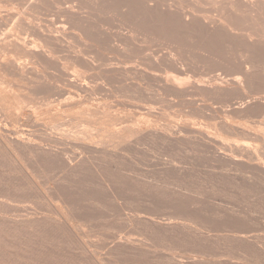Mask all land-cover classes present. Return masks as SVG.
I'll list each match as a JSON object with an SVG mask.
<instances>
[{
    "label": "rangeland",
    "instance_id": "obj_1",
    "mask_svg": "<svg viewBox=\"0 0 264 264\" xmlns=\"http://www.w3.org/2000/svg\"><path fill=\"white\" fill-rule=\"evenodd\" d=\"M40 1H0V32L7 36L0 33V264H264V158H258L264 157V1L254 11L259 16L247 11V0H50L53 6ZM21 37L29 44L25 49L17 44ZM46 38L58 47L44 44ZM140 47L146 48L142 56ZM250 113L256 118L245 117ZM244 128L255 137L247 140Z\"/></svg>",
    "mask_w": 264,
    "mask_h": 264
},
{
    "label": "bare ground",
    "instance_id": "obj_2",
    "mask_svg": "<svg viewBox=\"0 0 264 264\" xmlns=\"http://www.w3.org/2000/svg\"><path fill=\"white\" fill-rule=\"evenodd\" d=\"M0 1H1V0H0ZM7 1H9V0H7ZM16 1H17V0H16ZM23 1H24V0H22V2H23ZM38 1H39V0H38ZM43 1H44V0H42V1H40V2L44 3ZM57 1H58V0H57ZM64 1H65V0H64ZM74 1H75V0H74ZM74 1H73V2H74ZM86 1H87V0H86ZM95 1H96V0H95ZM111 1H112V0H111ZM114 1H115V0H114ZM126 1H127V0H126ZM148 1H150V0H148ZM163 1H164V0H163ZM197 1H198V0H196V2H197ZM203 1H204V0H203ZM234 1H235V0H234ZM243 1H245V0H243ZM263 1H264V0H263ZM10 2H11V0H10ZM19 2H20V1H19ZM40 2L38 3V5L40 4ZM46 2H48V1H46ZM49 2H51V1L49 0ZM49 2H48V3H49ZM58 2L60 3V1H58ZM75 2H76V1H75ZM122 2H123V1H122ZM133 2H135V0H133ZM151 2H152V1H151ZM183 2H185V1H183ZM186 2H187V1H186ZM227 2H228V0H227ZM1 3H2V2H1ZM51 3H52V2H51ZM51 3H50V6H51V5L53 6V3H52V4H51ZM99 3H101V2L99 1ZM135 3H136V2H135ZM198 3H199V2H198ZM260 3H261L260 0H247V1L245 2V5H246V9H247V11L249 10L250 12L253 11L252 13H256V12H254V11H256L258 8H260ZM2 4L4 5V4H7V3H2ZM9 4H10V3H9ZM9 4H8V5H9ZM12 4H13V1H12ZM16 4H18V3H16ZM32 4H33V3H32ZM46 4H47V3H45L44 5H46ZM66 4H67V3H66ZM66 4H65V5H66ZM83 4H84V3H83ZM93 4H94V3H93ZM121 4H123V3H121ZM124 4H126V3H124ZM124 4H123V5H124ZM139 4L142 5V3H139ZM145 4H146V3H145ZM168 4H170V3H168ZM204 4H205V3L203 2V5H204ZM212 4H213V3H212ZM0 5H1V4H0ZM13 5H14V4H13ZM13 5H11V6H13ZM27 5H28V4H27ZM44 5H42V6H44ZM70 5H73V4H68L67 6H69V8H70ZM74 5H75V4H74ZM225 5H226V4H225ZM227 5H228V4H227ZM1 6H2V5H1ZM40 6H41V5H40ZM40 6H39V7H40ZM131 6H132V5H131ZM135 6H136V5H135ZM163 6H164V4H163ZM165 6H166V4H165ZM204 6L206 7V5H204ZM235 6H236V5H235ZM238 6H239V5H238ZM23 7H24V5H23ZM32 7H33V6H32ZM44 7H45V6H44ZM47 7H49V5H48ZM71 7H72V6H71ZM73 7H74V6H73ZM81 7H82V6H81ZM86 7H87V6H86ZM123 7L125 8V6H123ZM123 7L121 6V9H122ZM132 7H133V6H132ZM132 7H131V8H132ZM222 7H223V6H222ZM222 7H221V8H222ZM232 7H233V6H232ZM9 8H10V7H9ZM11 8H14V7H11ZM29 8H30V7H29ZM42 8H43V7H42ZM42 8H41V9H42ZM52 8H54V7H52ZM100 8H101V6H100ZM131 8H130V9H131ZM175 8H176V7H175ZM179 8H180V7H179ZM207 8H208V5H207ZM224 8H225V7H224ZM242 8H244V7H242ZM16 9H17V8H16ZM32 9H33V8H32ZM43 9H44V8H43ZM61 9H62V7L60 8V10H61ZM132 9H133V8H132ZM132 9H131V10H132ZM135 9H136V7H135ZM171 9H172V8H171ZM183 9H184V8H183ZM213 9H214V8H213ZM216 9H217V8H216ZM240 9H241V7H240ZM0 10H1V9H0ZM46 10H47V9H46ZM48 10H49V9H48ZM55 10H56V9H55ZM92 10H93V9H92ZM94 10H95V9H94ZM104 10H105V9H104ZM107 10H108V9H107ZM124 10H125V9H124ZM136 10H137V9H136ZM168 10L170 11V9H168ZM174 10H175V9H174ZM178 10H179V9H178ZM7 11H8V10H7ZM7 11H6V12H7ZM14 11H15V10H14ZM36 11L40 12V8H39V10H36ZM44 11H45V10H44ZM61 11H62V10H61ZM183 11H184V10H183ZM213 11H214V10H213ZM216 11H217V10H216ZM219 11H220V10H219ZM222 11H223V10H222ZM236 11H237V10H236ZM259 11H260V9H259ZM2 12H3V11H2ZM2 12H1V13H2ZM9 12H10V11H9ZM34 12H35V10H34ZM72 12H73V11H72ZM72 12H71V13H72ZM91 12H92V11H91ZM114 12H115V11H114ZM123 12H124V11H123ZM136 12H137V11H136ZM170 12H171V11H170ZM224 12H225V11H224ZM239 12H240V10H239ZM261 12H262V11H261ZM1 13H0V14H1ZM40 13H41V12H40ZM45 13H46V12H45ZM94 13H95V12H94ZM133 13H134V11H133ZM144 13H145V12H144ZM191 13H192V12H191ZM191 13L186 12V14H191ZM236 13H238V12H236ZM16 14H17V13H16ZM31 14H32V13H31ZM60 14H62V13H60ZM64 14H65V12H64ZM110 14H111V13H110ZM112 14H114V13H112ZM121 14H122V13H121ZM145 14H146V13H145ZM145 14H143V15H145ZM182 14H183V13H182ZM182 14L180 13L179 15H182ZM227 14H228V13H227ZM227 14H226V16H227ZM242 14H243V13H242ZM256 14H258V12H257ZM261 14H262V13H261ZM2 15H3V14H2ZM7 15H9V14L7 13ZM7 15H6V16H7ZM26 15H27V14H26ZM34 15H35V14H34ZM42 15H43V13H42ZM58 15H59V13H58ZM106 15H107V14H106ZM115 15H117V14L115 13ZM133 15H135V14H133ZM137 15H138V14H137ZM191 15H192V14H191ZM206 15H207V14H206ZM259 15H260V14H258V16H259ZM0 16H1V15H0ZM11 16H12V15H11ZM16 16H18V15H16ZM46 16H48V14H47ZM61 16H62V15H61ZM61 16H59V17H61ZM71 16H73V15H71ZM103 16H104V15H103ZM118 16H119V14H118ZM129 16H131V15H129ZM135 16H136V15H135ZM135 16H134V17H135ZM169 16H171V15H169ZM199 16H200V15H199ZM208 16H209V15H208ZM212 16H213V15H212ZM219 16H221V15H219ZM226 16H225V17H226ZM241 16H242V15H241ZM2 17H3V16H2ZM19 17H20V16H18V18H19ZM30 17H31V16H30ZM74 17H75V16H74ZM121 17H122V16H121ZM136 17H137V16H136ZM152 17H154V16H152ZM161 17H162V16H161ZM166 17H167V16H166ZM229 17H231V16H229ZM256 17H257V16H256ZM260 17H261V16H260ZM3 18H4V17H3ZM35 18H36V17H35ZM57 18H58V17H57ZM63 18H64V16H63ZM85 18H86V17H85ZM95 18H96V17H95ZM98 18H99V16H98ZM98 18H97V19H98ZM101 18H102V17H101ZM116 18H117V17H116ZM125 18H126V16H125ZM127 18L131 21V18H130V17H127ZM137 18H138V17H137ZM146 18H147V17H146ZM148 18H149V17H148ZM192 18H194V17H192ZM206 18H207V17H206ZM212 18H213V17H212ZM240 18H241V17H240ZM7 19H9V17H8ZM106 19H107V18H106ZM118 19H119V18H118ZM167 19H168V18H167ZM182 19H183V18H181V20H182ZM261 19H262V17H261ZM9 20H11V19H9ZM36 20H37V19H36ZM61 20H62V19H61ZM66 20H67V18H66ZM98 20H99V19H98ZM126 20H127V19H125V21H126ZM133 20H134V19H133ZM133 20H132V22H133ZM140 20H142V19H140ZM155 20H156V19H155ZM168 20H169V19H168ZM177 20H178V19H177ZM177 20H176V21H177ZM181 20L179 19V21H181ZM194 20H195V19H193V21H194ZM245 20H246V19H245ZM245 20H244V22H245ZM3 21L5 22V19H3ZM13 21H14V20H13ZM17 21H18V20H17ZM19 21H21V19H19ZM74 21H75V20H74ZM99 21H100V20H99ZM101 21H102V20H101ZM101 21H100V22H101ZM106 21H107V20H106ZM122 21H123V20H122ZM165 21H166V20H165ZM186 21H187V19H186ZM188 21H189V20H188ZM188 21H187V22H188ZM193 21H192V23H193ZM201 21H202V20H201ZM221 21H222V20H221ZM242 21H243V20H242ZM247 21H248V20H247ZM258 21H259V20H258ZM35 22H37V21H35ZM64 22H65V21H64ZM64 22H63V23H64ZM87 22H88V21H87ZM109 22H110V21H109ZM126 22L128 23V21H126ZM135 22L137 23L138 21H135V20H134L133 23H135ZM167 22H168V21H167ZM206 22H207V21H206ZM240 22H241V21H240ZM253 22H254V21H253ZM262 22H263V20H262ZM8 23H9V21H8ZM38 23H39V22H38ZM57 23H58V22H57ZM61 23H62V22H61ZM111 23H112V22H111ZM119 23H120V22H119ZM133 23H132V24H133ZM143 23H144V22H143ZM146 23H147V22H146ZM214 23H216V21H215ZM223 23H225V22H223ZM35 24H37V23H35ZM47 24H48V22H47ZM50 24H51V23H50ZM64 24H65V23H64ZM64 24H63V25H64ZM79 24H80V23H79ZM84 24H85L88 28H90V25H89V24H88L89 26H88L86 23H84ZM102 24H103V22H102ZM108 24H109V23H108ZM108 24H106V25H108ZM114 24H115V23H114ZM116 24H117V23H116ZM130 24H131V23H130ZM137 24H138V23H137ZM162 24H163V23H162ZM168 24H169V23H168ZM170 24H171V23H170ZM199 24H200V23H199ZM221 24H222V22H221ZM244 24H245V23H244ZM14 25H15V22H14ZM37 25H38V24H37ZM53 25H54V24H53ZM53 25H51V26H53ZM60 25H62V24H60ZM65 25H66V24H65ZM65 25H64V27H65ZM82 25H83V24H82ZM125 25H126V24H125ZM147 25H148V24H147ZM172 25H173V24H172ZM177 25H179V23H178ZM196 25H197V24H196ZM211 25H212V24H211ZM219 25H220V23H219ZM224 25H226V24H224ZM250 25H251V24H250ZM49 26H50V25H49ZM91 26H92V25H91ZM133 26H134V25H133ZM150 26H151V25H150ZM169 26H170V25H169ZM173 26H174V28L176 27V25H173ZM173 26H172V27H173ZM180 26H181V24H180ZM180 26H178V27H180ZM190 26H193V25H190ZM228 26H229V25H228ZM1 27H3V25H2ZM46 27H47V26H46ZM60 27L63 29L62 26H60ZM67 27H68V26H67ZM77 27H78V25H77ZM87 27H86V28H87ZM92 27H93V26H92ZM92 27H91V28H92ZM103 27H104V25H103ZM105 27H106V26H105ZM113 27H114V26H113ZM125 27L127 28V26H125ZM135 27H139V26L136 25ZM182 27H183V25H182ZM182 27H181V28H182ZM184 27H185V26H184ZM254 27H255V26H254ZM39 28H40V27H39ZM73 28H74V26H73ZM81 28H83V27H80V28H77V29L79 30V29H81ZM88 28H87V30H89ZM91 28H90V30H91ZM143 28H144V27H143ZM145 28H146V27H145ZM174 28H173V29H174ZM191 28H192V27H191ZM215 28L217 29V27H215ZM222 28H223V26H222ZM222 28H221V30H222ZM232 28H233V27H232ZM237 28H238V27H237ZM30 29H31V27H29V30H30ZM70 29H71V28H70ZM77 29H76V30H77ZM84 29H85V28H83V31H85ZM100 29H101V30H104V29H102V27H101ZM100 29H99V31H101ZM120 29H121V28H120ZM130 29H131V28H130ZM133 29H134V28H133ZM137 29H138V28H137ZM171 29H172V28H171ZM173 29H172V30H173ZM176 29H177V28H176ZM182 29H183V28H182ZM184 29H186V27H185ZM184 29H183V30H184ZM0 30H2V29H0ZM40 30H41V28H40ZM78 30H77V31H78ZM90 30H89V31H90ZM105 30H106V29H105ZM107 30H108V29H107ZM111 30H112V29H111ZM111 30H110V32H111ZM114 30H115V29H114ZM118 30H119V29H118ZM121 30H122V29H121ZM134 30H135V29H134ZM143 30H144V29H143ZM187 30H188V29H187ZM223 30H224V29H223ZM229 30H230V29H229ZM234 30H235V29H234ZM33 31H34V30H33ZM36 31H38V30H36ZM50 31H51V30H50ZM57 31H58V30H57ZM81 31H82V30H81ZM81 31H80V35L82 34ZM83 31H82V32H83ZM91 31H93V30H91ZM99 31H98V33H99ZM152 31H153V30H152ZM163 31H164V28H163ZM165 31H166V30H165ZM165 31H164V33H165ZM207 31H208V30H207ZM209 31H210V30H209ZM230 31H232V30H230ZM31 32H32V31H31ZM34 32H35V31H34ZM53 32H55V31H53ZM58 32H59V31H58ZM106 32H107V31H105L104 33H106ZM114 32H116V31H114ZM128 32H129V30H128ZM139 32H140V30H139ZM160 32H161V31H160ZM160 32L158 31V33H160ZM177 32H178V31H177ZM182 32H183V31H182ZM182 32H181V33H182ZM191 32H192V31H191ZM221 32H222V31H221ZM223 32H224V31H223ZM223 32H222V34H223ZM225 32H226V29H225ZM242 32H243V31H242ZM0 33H1V32H0ZM32 33H33V32H32ZM37 33H38V32H37ZM42 33H43V32H41V34H42ZM78 33H79V32H78ZM86 33L88 34L87 31H86ZM89 33H90V32H89ZM101 33H102V31H101ZM101 33H100V34H97V35H99V36L102 35V34L104 35V33H102V34H101ZM130 33H131V32H130ZM133 33H134V32H133ZM137 33H138V32H137ZM137 33H135V34H137ZM143 33H144V32H143ZM162 33H163V32H162ZM167 33H168V32H167ZM189 33H190V32H189ZM195 33H196V32H195ZM211 33H212V31H211ZM219 33H220V32H219ZM226 33H228V32H226ZM2 34H3V33H1V35H2ZM6 34H7V32H6ZM22 34H23V33H22ZM51 34H52V33H51ZM56 34H57V32L55 33V35H56ZM84 34H85V33H84ZM87 34H86V35H87ZM131 34H132V33H131ZM135 34H134V35H135ZM175 34H176V33H175ZM179 34H180V33H178V37H179ZM191 34H192V33H191ZM191 34H188L187 37H189V35H191ZM193 34H194V31H193ZM3 35H4V34H3ZM86 35H85V36H86ZM89 35H91V33H90ZM89 35H88V36H89ZM118 35H120V33L117 34L116 37H119ZM124 35H126V34H124ZM184 35H185V34H183V36H184ZM194 35H195V34H194ZM196 35H197V34H196ZM196 35H195V36H196ZM199 35H200V34H199ZM228 35H229V34H228ZM4 36H5V35H4ZM32 36H33V35H32ZM83 36H84V35H83ZM88 36H87V37H88ZM91 36H92V35H91ZM105 36H106V35H105ZM112 36H114V35H112ZM138 36H139V33H138ZM140 36L143 37L144 35L142 36V35H141V32H140ZM140 36H139V37H140ZM160 36H161V35H160ZM175 36H176V35H175ZM241 36H242V35H241ZM9 37H11V36L9 35ZM13 37H14V36H13ZM17 37H19V36H17ZM41 37H42L41 39H44V36H41ZM45 37H47V36H45ZM123 37H124V36H123ZM128 37H129V35H128L126 38H124V39H125V40H129ZM136 37H137V36H136ZM144 37L146 38V36H144ZM155 37H156V36H155ZM158 37H159V36H158ZM166 37H167V36H166ZM173 37H174V36H173ZM185 37H186V36H185ZM190 37H191V36H190ZM193 37H194V36H193ZM193 37H192V38H193ZM210 37H211V36H210ZM247 37H248V36H247ZM2 38H5V40H7V39H6L7 36L2 37ZM19 38H20V37H19ZM21 38H22V37H21ZM47 38H48V37H47ZM47 38H46V41H47ZM85 38H86V37H85ZM89 38H90V36H89ZM102 38H103V37H102ZM109 38H110V37H109ZM127 38H128V39H127ZM137 38H138V37H137ZM145 38H144V39H143V38H142V39H138V41L141 40V42H142V40H145V42H146V41H147V40H146L147 38H146V39H145ZM149 38H150V37H149ZM151 38H152V37H151ZM169 38H171V37H169ZM197 38H198V37H197ZM199 38H200V36H199ZM199 38H198V39H199ZM215 38H216V37H215ZM215 38H214V39H215ZM219 38H220V37H219ZM219 38H218V39H219ZM222 38H223V37H222ZM234 38H235V37H234ZM251 38H252V37H251ZM251 38H250V40H252ZM14 39H16V38H14ZM22 39H23V38H22ZM111 39H112V38H111ZM159 39H160V38H159ZM182 39H183V38H182ZM194 39H196V38H194ZM209 39H210V38H209ZM211 39H212V38H211ZM214 39H212V40L214 41ZM236 39H237V38H236ZM248 39H249V37H248ZM20 40H21V39H20ZM88 40H89V39H88ZM88 40H87V41H88ZM97 40H98V39H97ZM102 40H103V39H102ZM125 40L123 41L124 43H126ZM150 40H151V39H150ZM157 40H158V39H157ZM166 40H169V39L166 38ZM183 40H184V39H183ZM185 40H187V39H185ZM188 40H189V39H188ZM200 40H201V39H200ZM215 40H216V39H215ZM31 41H33V40H31ZM35 41H39V40H35ZM46 41H45V42H46ZM69 41H70V40H69ZM78 41H79V40H78ZM117 41H118V40H117ZM134 41H135V40H134ZM159 41H160V40H159ZM161 41H163V40H161ZM171 41H172V40H171ZM191 41H192V40H191ZM201 41H202V40H201ZM205 41H206V40H205ZM213 41H212V42H213ZM217 41H220V40H217ZM17 42H18L17 44H18L19 46L24 47V49H25V46L27 47V46L29 45V44L26 45V41H25V39L22 40V43H19V41H17ZM27 42H28V41H27ZM45 42H44V44H46V45L49 46V41H47L48 43H45ZM52 42H54V41H52ZM103 42H104V41H103ZM128 42L130 43V41H128ZM182 42H184V41H182ZM196 42H197V41H196ZM196 42H195V43H196ZM222 42H224L223 39H222ZM225 42H227V41H225ZM259 42H260V41H259ZM15 43H16V42H15ZM28 43H29V42H28ZM95 43H97V42L95 41ZM115 43H116V41H115ZM151 43H152V42H151ZM171 43H172L173 45H175V46L178 44V43H177V44H174V42H170V44H171ZM175 43H176V42H175ZM239 43H240V42H239ZM1 44H3V43H1ZM32 44H35V43H32ZM36 44H38V43L36 42ZM59 44H60V43H59ZM61 44H62V43H61ZM82 44H83V43H82ZM111 44H112V43H111ZM165 44H166V43H165ZM181 44H182V43H181ZM211 44H212V43H211ZM219 44H220V43H218V45H219ZM240 44H242V43H240ZM254 44H255V43H254ZM8 45H9V44H8ZM41 45H42V43H41ZM51 45H54L55 47L57 46V45H55V43H53V44H51ZM51 45H50V46H51ZM85 45H87V44H85ZM85 45H83V46H85ZM98 45H99V44H98ZM102 45H103V44H102ZM113 45H114V43H113ZM113 45H112V46H113ZM116 45L118 46V44H116ZM121 45H123V44H121ZM124 45H125V44H124ZM124 45H123V47H125ZM136 45H137V44H136ZM141 45H142V46H141ZM141 45H140V46L143 47V44H141ZM173 45H172V46H173ZM193 45H194V44H193ZM202 45H203V43H202ZM208 45H210V44H208ZM212 45H213V44H212ZM214 45H215V44H214ZM220 45H221V44H220ZM256 45H257V43H256ZM258 45H259V44H258ZM258 45H257V46H258ZM5 46H6V45H4V47H5ZM9 46H11V44H10ZM30 46H31V45H30ZM32 46H34V45H32ZM35 46H37V45H35ZM48 46H47V47H48ZM50 46H49V47H50ZM54 46L51 47V48H54V50H56L57 48L55 49ZM89 46H90V48L92 49L93 46H92V45H89ZM91 46H92V47H91ZM114 46H115V45H114ZM126 46H127V45H126ZM138 46H139V45H138ZM165 46H166V45H165ZM216 46H217V45H216ZM226 46H228V44H226ZM254 46H255V45H254ZM37 47L40 48L39 46H37ZM37 47H36V48H37ZM45 47H46V46H45ZM57 47H58V46H57ZM99 47H100V46H99ZM105 47H106V46H105ZM105 47H104V48H105ZM130 47H131V46H130ZM141 47H140V50H141L140 55L142 56L141 53H143V52L145 51L146 48L144 47V51H143V49H142ZM151 47H152V45H151ZM180 47H181V46H180ZM182 47H183V46H182ZM182 47H181V48H182ZM193 47H194V46H193ZM193 47H192V48H193ZM211 47H212V46H211ZM220 47H221V46H220ZM220 47H219V49H221ZM224 47H225V46H224ZM229 47H230V46H229ZM229 47H227V48H229ZM236 47H237V46H236ZM250 47H251V46H250ZM10 48H11V47H10ZM33 48H34V47H33ZM41 48H42V47H41ZM75 48H79V47H75ZM83 48H86V46L83 47ZM87 48L89 49L88 46H87ZM121 48H122V47H121ZM137 48H138V47H137ZM170 48H171V46H170ZM198 48H199V47H198ZM207 48H208V47H207ZM214 48H215V47H214ZM241 48H242V47H241ZM245 48H246V47H245ZM245 48H244V49H245ZM258 48H259V47H258ZM261 48H262V47H261ZM30 49H32V48H30ZM34 49H35V48H34ZM46 49H47V48H46ZM46 49L43 48L42 50H46ZM93 49H94V48H93ZM93 49H92V50H93ZM109 49H110V48H109ZM109 49H108V50H109ZM119 49H120V48H119ZM127 49H128V48H125L126 51H127ZM152 49H153V47H152ZM176 49H177V48H176ZM201 49H202V48H201ZM215 49H216V48H215ZM217 49H218V48H217ZM217 49H216V50H217ZM229 49H231V48H229ZM255 49H256V46H255ZM52 50H53V49H52ZM52 50H51V51H52ZM77 50H79V49H77ZM81 50H83V49L81 48ZM92 50H91V52H92ZM99 50H100V49H99ZM111 50H112V49H111ZM113 50H115V49L113 48ZM121 50H122V49H121ZM177 50H178V49H177ZM181 50H182V49H181ZM198 50H199V49H198ZM202 50H204V49H202ZM222 50H223V49H222ZM248 50H249V47H248ZM251 50H253V49H251ZM251 50H250V51H251ZM257 50H258V49H257ZM259 50H261V49H259ZM36 51H37V50H36ZM46 51H47V50H46ZM84 51H85V53L90 52V51H88V50H87L88 52H87L86 50H84ZM122 51H123V50H122ZM130 51H131V50H130ZM142 51H143V52H142ZM149 51H151V50H149ZM156 51L160 52L159 50H156ZM164 51H165V50H164ZM175 51H176V50H175ZM205 51H206V50H205ZM219 51H220V50H219ZM231 51H232V49H231ZM231 51H230V52H231ZM238 51H239V50H238ZM250 51H249V53H251ZM255 51H256V50H255ZM48 52H49V51H48ZM56 52H57V51H56ZM81 52H83V51H81ZM112 52H113V51H112ZM118 52H121V51H118ZM127 52H128V51H127ZM146 52H148V51L146 50ZM172 52H173V51H172ZM185 52H186V50H185ZM202 52H203V51H202ZM239 52H240V51H239ZM239 52H238V53H239ZM17 53H18V52H17ZM38 53H39V51H38ZM52 53H53V51H52ZM52 53H51V54H52ZM83 53H84V52H83ZM109 53H110V52H109ZM133 53H134V52H133ZM151 53H152V52H151ZM177 53H179V51H178ZM193 53H194V51H193ZM204 53H205V52H204ZM261 53H262V51H261ZM75 54H76V53H75ZM88 54H90V53H88ZM92 54H93V53H92ZM125 54H126V53H125ZM145 54H146V53H145ZM145 54H144V55H145ZM147 54H148V53H147ZM152 54H153V53H152ZM168 54H169V53H168ZM181 54H182V53H181ZM198 54H199V53H198ZM227 54H228V53L226 52V55H227ZM231 54H232V53H231ZM239 54H241V53H239ZM244 54H245V53H244ZM253 54H254V53H253ZM253 54H251V55H253ZM263 54H264V53H263ZM0 55H1V54H0ZM22 55H23V54H22ZM30 55H31V54H30ZM82 55H83V54H82ZM96 55H97V53H96ZM117 55L120 56V54H117ZM121 55H122V54H121ZM127 55H128V57L126 56L127 58H131V54H127ZM129 55H130V57H129ZM134 55H135V54H134ZM149 55H151V54L149 53ZM156 55H157L156 57H158V54H157V53H156ZM204 55H206V54H204ZM210 55H211V54H210ZM213 55H214V54H213ZM220 55H221V54H220ZM232 55H233V54H232ZM246 55H247V54H245L244 57H246ZM17 56H18V54H17ZM40 56H41V55H40ZM53 56H54V55H53ZM65 56H66V55H65ZM83 56H84V55H83ZM85 56H86V55H85ZM89 56H90V55H89ZM91 56H92V55H91ZM94 56H95V55H94ZM101 56H103V55H101ZM124 56H125V55L123 54V55L120 56V57H124ZM136 56H137V55H136ZM146 56H147V55H146ZM146 56H145V57H146ZM151 56H152V55H151ZM154 56H155V54H154ZM154 56H152V58H154ZM168 56H169V55H168ZM177 56H178V55H177ZM185 56H186V54H185ZM187 56H188V55H187ZM187 56H186V57H187ZM192 56H193V55H192ZM196 56H197V55H196ZM208 56H209V55H208ZM228 56H229V54H228ZM236 56H237V55H236ZM241 56H242V55H241ZM254 56H255V55H254ZM14 57H15V56H14ZM24 57H25V55L23 56V58H24ZM34 57H35V56H34ZM37 57H38V56H37ZM71 57H72V56H71ZM74 57H75V56H74ZM74 57H73V59H74ZM79 57H81V56H79ZM92 57H93V56H92ZM92 57H90V58H88V59H92ZM106 57H108V56H106ZM106 57H105V55H104V58H105L104 61H105V62L108 61V60L106 61ZM138 57H139V56H138ZM147 57H148L149 60H150V57H149V56H147ZM156 57H155V58H156ZM174 57H175V56H174ZM210 57H211V56H210ZM212 57L214 58V56H212ZM222 57H223V56H222ZM222 57H221V58H222ZM230 57H231V56H230ZM232 57H233V56H232ZM247 57H248V56H247ZM247 57H246V59H247ZM3 58H4V57H3ZM12 58H13V57H12ZM15 58H16V57H15ZM25 58H26V57H25ZM38 58H39V57H38ZM57 58H58V57H57ZM69 58H70V57H69ZM82 58H83V57H82ZM82 58H80L79 60H81ZM94 58H98V56H97V57H96V56L93 57V59H94ZM99 58H100V57H99ZM101 58H102V57H101ZM101 58H100V59H101ZM124 58H125V57H124ZM132 58L134 59V56H133ZM140 58H142V57H139L138 59H140ZM152 58H151V59H152ZM160 58H161V57H160ZM167 58H169V57H167ZM178 58H179V57H178ZM199 58H201V57H199ZM221 58H219V59H221ZM241 58H242V57H241ZM241 58H240V59H241ZM16 59H17V58H16ZM16 59H15V60H16ZM36 59H37V58H36ZM39 59H40V58H39ZM45 59H46V58H45ZM102 59H103V58H102ZM102 59H101V60H102ZM156 59H157V58H156ZM192 59H193V58H192ZM219 59H218V60H219ZM222 59H223V58H222ZM222 59L220 60V65H221V61H222ZM234 59H235V58H234ZM238 59H239V58H238ZM240 59H239V60H240ZM10 60H11V59H10ZM48 60H49V59H48ZM71 60H72V59H71ZM71 60H70V62H72ZM86 60H87V59H86ZM95 60H96L95 62H98L99 59H95ZM144 60H146V59H144ZM147 60H148V59H147ZM161 60H163V59L161 58ZM168 60H169V59H168ZM181 60L183 61V59H181ZM194 60H195V59H194ZM197 60H198V59H197ZM236 60H237V59H236ZM242 60H243V59H242ZM244 60H245V59H244ZM244 60H243V61H244ZM1 61H3V60H1ZM26 61H27V59H26ZM26 61H25V62H26ZM37 61H39V60H37ZM102 61H103V60H102ZM110 61L113 62V60H110ZM115 61H116V60H114V62H115ZM134 61H135V60H134ZM137 61H139V60H137ZM151 61H152V60H151ZM151 61H150V62H151ZM156 61H157V60H156ZM186 61H187V60H186ZM198 61H199V60H198ZM243 61H241L240 63H242ZM247 61H248V59H247ZM108 62H109V61H108ZM108 62H107V63H108ZM112 62H111V63H112ZM116 62H117V61H116ZM139 62H140V61H139ZM150 62H149V63H150ZM153 62H154V61H152V63H153ZM163 62H164V61H163ZM168 62H169V61H168ZM190 62H192V61H190ZM200 62H201V59H200ZM229 62H230V61H229ZM17 63H18V62H17ZM84 63H85V64H84ZM84 63H83V64H84L83 67H84L85 65H87L86 62H84ZM99 63H100V62H98V66H100ZM107 63H106V64H107ZM111 63H109V64H111ZM117 63H118V62H117ZM117 63H116V65H117ZM122 63H123V62H122ZM131 63H132V61H131ZM140 63H141V62H140ZM149 63H148V64H149ZM152 63H151V64H152ZM155 63H156V62H155ZM159 63H160V62H159ZM177 63H178V62H177ZM203 63H205V62H203ZM203 63H202V64H203ZM213 63H214V62H213ZM215 63H216V62H215ZM255 63H256V62H255ZM19 64H20V62H19ZM33 64H34V62H33ZM89 64H90V63H89ZM100 64H101V63H100ZM133 64H134V62H133ZM142 64H143V63H141V66H143ZM144 64H147V63L144 62ZM165 64H166V63H165ZM170 64H171V63H170ZM181 64H182V63H181ZM208 64H209V63H208ZM232 64H233V62H232ZM242 64H244V63H242ZM246 64H247V63H246ZM246 64H245V65H246ZM248 64H249V62H248ZM248 64H247V66H249ZM252 64H254V63H252ZM256 64H258V62H257ZM262 64H263V63H262ZM22 65H23V64H21V66H22ZM101 65H104V64H101ZM107 65H108V64H107ZM119 65H121V64L119 63L118 66H119ZM122 65H123V64H122ZM125 65H126V64H125ZM125 65H124V67H125ZM149 65H150V64H149ZM149 65H148V66H149ZM156 65H157V64H156ZM160 65H162V64H160ZM166 65H167V64H166ZM192 65H193V63H192ZM203 65H205V64H203ZM203 65H202V66H203ZM224 65H225V63H224ZM224 65H223V63H222L221 66H224ZM260 65H261V64H260ZM90 66H91V65H90ZM90 66H89V67H90ZM108 66H109V65H108ZM126 66L129 67L128 64H127ZM145 66H146V68H147V65H145ZM157 66H158V65H157ZM170 66H172V65H170ZM177 66H178V65H177ZM181 66H183V65H181ZM87 67H88V66H87ZM114 67H115V66H114ZM137 67H139V66H137ZM153 67H154V66H153ZM155 67H156V66H155ZM167 67H168V65H167ZM179 67H180V66H179ZM184 67H185V66H183V68H184ZM207 67H208V66H207ZM234 67H235V66H234ZM243 67H244V66H243ZM252 67H253V65H252ZM6 68H7V67H6ZM65 68H66V66H65ZM81 68H82V67H81ZM96 68H98V67H96ZM104 68H105V67H104ZM111 68H112V67H111ZM111 68H110L109 70H112ZM115 68H117V67H115ZM115 68H113V69H115ZM129 68H131V67H129ZM149 68H152V67L149 66ZM180 68H181V67H180ZM190 68H191V67H190ZM218 68H219V67H218ZM227 68H228V67H227ZM231 68H232V67H231ZM31 69H32V68H31ZM78 69H79V68H78ZM90 69H91V68H90ZM94 69H95V68H94ZM105 69H106V68H105ZM107 69H108V68H107ZM132 69H133V68H132ZM143 69H144V68H143ZM161 69H162V68H161ZM170 69H171V68H170ZM186 69H187V68H186ZM219 69H220V68H219ZM222 69H223V68H222ZM228 69H229V68H228ZM232 69H233V68H232ZM243 69H244V68H243ZM243 69H242V70H243ZM250 69L253 70V68H251V67H250ZM250 69H249V70H250ZM8 70H9V69H8ZM8 70H7V71H8ZM17 70H18V69H17ZM80 70H81V69H80ZM103 70H104V69H103ZM129 70H130V69H129ZM134 70H135V69H134ZM136 70H137V69H136ZM136 70H135V72H136ZM154 70H155V69H154ZM157 70H158V69H157ZM159 70H160V69H159ZM174 70H175V69H174ZM183 70H184V69H183ZM200 70H202V69H200ZM225 70H226V69H225ZM230 70H231V69H230ZM234 70H235V69H234ZM238 70H239V69H238ZM240 70H241V69H240ZM242 70H241V72H242ZM251 70H250V71H251ZM29 71H30V70H29ZM74 71H76V69H75ZM101 71H102V69H101ZM131 71H132V70H130L129 72L131 73ZM160 71H163V70H160ZM195 71H196V70H195ZM213 71H214V70H213ZM216 71H217V68H216ZM235 71H236L235 73H237V70H235ZM250 71H249V73L251 74L252 72H250ZM21 72L23 73L24 71L21 70ZM21 72H20V73H21ZM26 72H27V70H26ZM76 72H77V71H76ZM85 72H86V71H85ZM104 72H105V71H104ZM133 72H134V71H133ZM133 72H132V73H133ZM135 72H134V74H135ZM143 72H144V71H142V73H143ZM157 72H158V71H157ZM186 72H187V71H186ZM188 72H191V71L189 70ZM208 72H209V71H208ZM217 72H218V71H217ZM217 72H215V74H216ZM223 72H224V71H223ZM228 72H229V71H228ZM238 72H239V71H238ZM243 72H246V73H247V70L245 69V71L243 70ZM254 72H255V71H254ZM261 72H262V71H261ZM9 73H10V72H9ZM30 73H31V72H30ZM30 73H29V74H30ZM37 73H38V72H37ZM118 73H119V72H118ZM142 73H141V74H142ZM158 73H159V72H158ZM173 73H174V72H173ZM175 73H176V72H175ZM177 73H178V72H177ZM177 73H176V74H177ZM194 73H195V72H194ZM205 73H206V72H205ZM219 73H220V71H219ZM219 73H218V74H219ZM231 73H232V72H231ZM235 73H233V74L235 75ZM246 73H242L243 78H249V77H247V76H250V75H247ZM26 74H27V73H26ZM75 74H76V73H75ZM98 74L100 75V73H97V75H98ZM147 74H148V73H147ZM166 74H167V73H166ZM207 74H208V73H207ZM210 74H211V72H210ZM210 74H209V75H210ZM239 74H240V72H239ZM263 74H264V73H263ZM10 75H11V74H10ZM12 75H13V74H12ZM21 75H23V74H21ZM27 75H28V74H27ZM27 75H26V76H27ZM83 75H84V74H83ZM119 75H121V74H119ZM131 75H132V74H131ZM135 75H136V74H135ZM150 75H151V74H150ZM167 75H168V74H167ZM172 75H173V74H172ZM177 75H180V74H177ZM199 75H201V74H199ZM199 75H198V77H199ZM205 75H206V74H205ZM224 75H226V74H224ZM253 75H254V74H253ZM7 76H8V75H7ZM15 76H16V75H15ZM26 76H25V77H26ZM79 76H81V75H79ZM88 76H89V75H88ZM94 76H96V73L93 75V77H94ZM140 76H141V75H140ZM157 76H158V75H157ZM163 76H164V75H163ZM163 76H162V77H163ZM165 76H166V75H165ZM168 76H169V75H168ZM183 76H185L184 73H183ZM213 76H214V75H213ZM217 76H218V75H217ZM221 76H222V75H221ZM226 76L228 77L229 75H226ZM230 76H232V75H230ZM263 76H264V75H263ZM82 77H83V76H82ZM82 77H81V78H82ZM84 77H85V76H84ZM91 77H92V76H91ZM102 77H103V76H102ZM125 77H126V76H125ZM132 77H134V75H132ZM154 77H155V76H154ZM166 77H167V76H166ZM170 77H171V76H170ZM178 77H180V76H178ZM202 77H203V75H202ZM207 77H208V76H207ZM223 77H224V76H223ZM234 77H235V76H233V78H234ZM238 77H239V76H238ZM26 78H27V77H26ZM138 78H140V77H138ZM141 78H142V77H141ZM141 78H140V79H141ZM146 78H147V77H146ZM163 78H164V77H163ZM167 78H168V77H167ZM189 78H190V77H189ZM193 78H194V77H193ZM210 78H211V76H210ZM212 78H213V77H212ZM214 78H215V76H214ZM214 78H213V79H214ZM228 78H229V77H228ZM241 78H242V77H240V79H241ZM31 79H32V77H31ZM36 79H37V78H36ZM36 79H35V80H36ZM46 79H47V78H46ZM88 79H90V78L88 77ZM88 79H86V81H87ZM128 79H129V78H128ZM128 79H127V80H128ZM142 79H143V78H142ZM147 79H148V78H147ZM203 79H205V78H203ZM224 79H226V78H224ZM231 79H232V78H231ZM234 79H235V78H234ZM238 79H239V78H238ZM252 79H254V78H252ZM260 79H261V78H260ZM158 80H159V79H157V81H158ZM215 80H216V79H215ZM215 80H214V81H215ZM218 80H219V79H217V81H218ZM241 80H243V79H241ZM241 80H238V82H237V83L240 84V86L243 85V83H240ZM246 80H248V79H245L244 81H246ZM256 80H258V79L256 78ZM37 81H39V80L37 79ZM88 81H90V80H88ZM122 81H123V80H122ZM125 81H126V80H125ZM132 81H133V80H132ZM176 81H177V80H176ZM189 81H190V80H189ZM192 81H193V79H192ZM220 81L222 82L221 79H220ZM231 81H232V80H231ZM254 81H255V80H254ZM261 81H262V80H261ZM32 82H33V81H32ZM42 82H44V81H42ZM84 82H85V81H84ZM145 82H146V81H145ZM178 82H179V81H178ZM225 82H226V81H225ZM249 82H251V81H249ZM256 82H257V81H256ZM36 83H37V82H36ZM45 83H47V82H45ZM51 83H52V82H50V84H51ZM131 83H132V85H133V84L136 85V84L133 83V82H131ZM131 83H129V84H131ZM140 83H141V82H140ZM146 83H147V82H146ZM148 83H149V82H148ZM163 83H164V79H163ZM165 83H166V82H165ZM165 83H164V85H165ZM215 83H216V82H215ZM226 83H227V82H226ZM251 83H252V82H251ZM68 84H69V83H68ZM129 84H128V86H129ZM152 84H153V83H152ZM182 84H183V83H182ZM189 84H190V83H189ZM191 84H192V83H191ZM196 84H197V83H196ZM205 84H206V83H205ZM208 84H209V83H208ZM213 84H214V82H213ZM217 84H218V83H217ZM219 84H221V83H219ZM219 84H218V85H219ZM230 84L232 85L233 83H230ZM239 84H238V85H239ZM253 84H254V83H253ZM253 84H251V85H253ZM261 84H262V83H261ZM74 85H75V84H74ZM86 85H87V84H86ZM118 85H119V84H118ZM134 85H133V87H134ZM139 85H142V84H139ZM145 85H146V84H145ZM154 85H156V84H154ZM178 85H179V84H178ZM198 85H199V84H198ZM198 85H196V86H198ZM206 85H207V84H206ZM209 85H210V84H209ZM222 85H224V84H222ZM257 85H258V84H257ZM68 86H69V85H68ZM80 86H82V85H80ZM89 86H91V85L89 84ZM116 86H117V85H116ZM191 86H192V85H191ZM203 86H204V85H203ZM213 86H214V85H213ZM38 87H39V86H38ZM70 87H71V86H70ZM72 87H73V86H72ZM121 87H122V85H121ZM135 87H136V86H135ZM137 87H138V86H137ZM137 87H136V88H137ZM145 87H147V86H145ZM157 87H158V86H157ZM173 87H175V86H173ZM204 87H205V86H204ZM206 87H207V86H206ZM215 87H216V86H215ZM256 87H257V86H256ZM39 88H40V87H39ZM74 88H76V87H74ZM74 88H73V89H74ZM92 88H93V87H92ZM118 88H119V86H118ZM136 88H134V89H136ZM213 88H214V87H213ZM216 88H217V87H216ZM216 88H214V89H216ZM230 88H231V87H230ZM230 88H229V90H230ZM242 88H243V86H242ZM251 88H253V87H251ZM258 88H259V87H258ZM128 89H129V88H128ZM131 89H132V88H131ZM160 89H161V88H160ZM160 89H159V90H160ZM162 89H163V88H162ZM177 89H178L179 91H183V89H180V87H177ZM231 89H232V88H231ZM236 89H238V88H236ZM256 89H257V88H256ZM260 89H261L262 91L264 90V88H261V87H260ZM41 90H42V88H41ZM74 90H75V89H74ZM129 90H130V89H129ZM132 90H133V89H132ZM175 90H176V88H175ZM227 90H228V89H227ZM252 90H253V89H252ZM105 91H106V90H105ZM135 91H139V88H138V90H135ZM140 91H145V90H141V89H140ZM157 91H158V89H157ZM163 91H164V89H163ZM172 91H173V90H172ZM184 91H185V90H184ZM214 91H215V90H214ZM249 91L252 93L251 90H249ZM253 91H256V90H253ZM76 92H77V91H75V93H76ZM107 92H108V91H107ZM129 92H130V91H129ZM148 92H149V91H148ZM150 92H155V91H150ZM228 92H229V91H228ZM260 92H261V91H260ZM93 93H94V92H93ZM140 93H141V92H140ZM159 93H160V92H159ZM164 93H165V92H164ZM245 93H246V92H245ZM253 93H254V92H253ZM257 93H259V92H256V94H257ZM263 93H264V92H263ZM65 94H66V93H65ZM162 94H163V92H162ZM213 94H214V93H213ZM240 94H241V93H240ZM247 94H248V91H247ZM61 95H62V94H61ZM165 95H166V94H165ZM253 95H255V94H253ZM253 95H252V96H253ZM259 95H260V94H259ZM69 96H70V95H69ZM113 96H114V95H113ZM149 96H150V95H149ZM188 96H189V95H188ZM188 96H187V97H188ZM196 96H197V95H196ZM198 96H199V95H198ZM215 96H216V95H215ZM225 96H226V95H225ZM230 96H231V95H230ZM230 96H229V97H230ZM17 97H18V96H17ZM46 97H47V96H46ZM62 97H63V96H62ZM62 97H61V98H62ZM66 97H67V96H66ZM151 97H152V96H151ZM157 97H158V95H157ZM191 97H194V96L191 95ZM210 97H212V96H210ZM219 97H220V96H219ZM232 97H233V96H232ZM236 97H237V96H236ZM57 98H58V97H57ZM57 98H56V99H57ZM179 98H180V97H179ZM237 98H238V97H237ZM246 98H247V97H246ZM246 98L244 97V100H243V101H245ZM252 98H253V97H252ZM252 98H251V99H252ZM54 99H55V98H54ZM70 99H71V98H70ZM149 99H150V98H149ZM151 99H152V98H151ZM184 99H185V98H184ZM191 99H192V98H191ZM217 99H218V98H217ZM222 99H224V98H222ZM228 99H230V98H228ZM146 100H147V99H146ZM157 100H158V99H157ZM187 100H188V99H187ZM210 100H212V99H210ZM233 100H234V98H233ZM237 100H239V99H237ZM248 100H250V99L247 98V101H248ZM254 100H255V99H254ZM254 100H252V101H254ZM22 101H23V100H22ZM40 101H41V100H40ZM144 101H145V100H144ZM160 101H163V100L160 99ZM160 101L158 100V102H160ZM180 101H182V100H180ZM180 101H179V102H180ZM192 101H193V100H192ZM218 101H219V100H218ZM231 101H232V100L230 99V102H231ZM257 101H258V99H257ZM257 101H255V102H257ZM49 102H50V101H49ZM60 102H63V101L61 100ZM64 102H65V101H64ZM67 102H69V101L67 100ZM152 102H153V101H152ZM154 102H156V100H155ZM190 102H191V101H190ZM260 102H261V99H260ZM262 102H263V100H262ZM218 103H219V102H218ZM218 103H217V104H218ZM222 103H224V102H222ZM231 103H233V102H231ZM244 103H245V102H244ZM257 103H258V102H257ZM257 103H256V104H257ZM35 104H36V103H35ZM45 104H46V103H45ZM61 104H62V103H61ZM151 104H152V103H151ZM155 104H156V103H155ZM189 104H190V103H189ZM215 104H216V103H215ZM219 104L221 105V101H220ZM228 104H229V101H228ZM233 104H236V103H233ZM258 104H259V103H258ZM39 105L41 106V104H39ZM39 105H38V106H39ZM147 105H148V104H147ZM159 105H160V104H159ZM181 105H182V104H181ZM230 105H232V104H230ZM240 105H241V104H240ZM64 106H65V105H64ZM228 106H229V105H228ZM260 106H264V105L261 103ZM34 107H35V106H34ZM150 107H151V106H150ZM199 107H200V105H199ZM220 107H221V106H220ZM225 107H226V106H225ZM230 107H231V106H230ZM235 107H236V106H235ZM238 107H239V106H237L236 108H238ZM241 107H242V106H240V109H241ZM245 107H246V106H245ZM35 108H37V107H35ZM197 108H198V107H197ZM222 108H223V105H222ZM226 108H227V107H226ZM236 108H235V109H236ZM243 108H244V107H243ZM248 108H249V107H248ZM147 109H149V108H147ZM205 109H206V108H205ZM205 109H204V110H205ZM232 109H233V108H232ZM245 109H246V108H245ZM145 110H146V109H145ZM188 110H189V108H188ZM188 110H187V111H188ZM196 110H197V109H196ZM228 110H229V109H227L226 111H228ZM230 110H231V108H230ZM230 110H229V111H230ZM233 110H234V109H233ZM250 110H252L253 113L255 112L254 109H250V108H249V112H252V111H250ZM147 111H148V110H147ZM192 111H193V110H192ZM224 111H225V110H224ZM226 111H225V112H226ZM238 111L240 112L239 109H238ZM242 111H243V109H242ZM246 111H248V110L246 109L245 112H246ZM148 112L150 113L151 111H148ZM190 112H191V111H190ZM198 112H199V111H198ZM203 112H204V111H203ZM206 112H207V111H206ZM233 112H234V111H232V113H233ZM235 112H236V110H235ZM235 112H234V114H233L234 116H235ZM249 112H248V113H249ZM261 112H262V111H261ZM151 113H152V112H151ZM207 113H208V112H207ZM242 113H244V112H242ZM242 113H241V114H242ZM248 113H246V114H248ZM263 113H264V111H263ZM157 114H158V113H157ZM191 114H192V112H191ZM241 114H240V115H241ZM244 114H245V113H244ZM256 114H257V113H256ZM256 114H254V116H255ZM258 114H261L260 111L258 112ZM194 115H195V114H194ZM202 115H203V114H202ZM214 115H215V114H214ZM229 115H231V113H230ZM233 115H232V117H233ZM236 115H239V114L237 113ZM240 115H239V116H240ZM250 115H251V116H250ZM250 115H246L245 117L249 116V118L251 117L250 119L252 120V116H253V114L250 113ZM261 115L264 116V114H261ZM208 116H209V115H208ZM211 116H212V115H211ZM226 116H228V115H226ZM241 116H243V115H241ZM254 116H253V119H254ZM257 116H258V115H257ZM201 117H202V116H201ZM185 118H186V117H185ZM214 118H215V117H214ZM226 118H227V117H226ZM228 118H229V117H228ZM240 118H241V117H240ZM243 118H244V117H243ZM249 118H247V120H248ZM255 118H256V116H255ZM257 118H258V117H257ZM260 118H261V117H260ZM211 119H212V117H211ZM211 119H210V120H211ZM231 119H232V118H231ZM231 119H230V120H231ZM245 119H246V118H245ZM208 120H209V119H208ZM220 120H221V119H220ZM226 120H228V119H226ZM243 120H244V119H243ZM247 120H245V121H247ZM217 122H218V121H217ZM232 122H233V121H232ZM248 122H249V121H248ZM254 122H255V120L253 121V123H254ZM257 122H258V121H257ZM245 123L247 124V122H245ZM250 123H252V122H250ZM253 123H252V124H253ZM255 123H256V122H255ZM262 123H263V122H262ZM224 124H225V122H224ZM230 124H231V123H230ZM237 124H238V123H237ZM239 124H240V123H239ZM246 124H245V125H246ZM252 124H251V126H252ZM256 124H257V123H256ZM256 124H255V125H256ZM218 125H220V124H216V126H215V124H214V126H215L216 128H217ZM221 125H223V124H221ZM221 125H220V126H221ZM225 125H226V124H225ZM225 125H223V126H224L223 128L226 127ZM235 125H236V124H235ZM249 125H250V124H249ZM220 126H219V127H220ZM232 126H233V124H232ZM239 126H241V125H239ZM247 126H248V124H247ZM251 126H250V127H251ZM253 126H254V125H253ZM257 126H258V125H257ZM259 126H261V125L259 124ZM262 126H263V125H262ZM234 127H235V126H234ZM236 127H237V126H236ZM242 127H243V126H242ZM49 128H50V127H49ZM165 128H166V127H165ZM239 128H240V127H239ZM245 128H246V127H245ZM245 128H244V129H241V130H242V132H245V133H246L247 131H243V130H245ZM261 128H262V127H261ZM261 128L259 129V131H261ZM46 129H47V128H46ZM56 129H57V128H56ZM225 129H226V131L228 130L227 128H225ZM225 129H224V132H223L224 134H226V133H225ZM181 130H182V129H181ZM233 130H236V128H233ZM257 130H258V129H257ZM257 130L255 129V131H257ZM262 130H263V129H262ZM117 131H118V130H117ZM216 131H218V130H216ZM251 131H252V130H251ZM10 132H11V131H10ZM219 132H220V131H219ZM234 132L237 133V135L239 136V134H238L239 131L236 130V131H234ZM70 133H71V132H70ZM149 133H150V132H149ZM180 133H181V132H180ZM235 133H234V134H235ZM239 133H241V132H239ZM261 133H264V131H261ZM161 134H162V133H161ZM199 134H200V133H199ZM50 135H51V134H50ZM153 135H154V134H153ZM153 135H152V136H153ZM241 135L243 136L242 133H241ZM246 135H247V137L245 136L246 139L249 138V137H251V136H249V135H251V134L248 135V132H247ZM254 135H255V134L253 133V136H252L250 139H253V137H255ZM259 135H260V134H259ZM24 136H25V135H24ZM53 136H54V135H53ZM204 136H205V135H204ZM224 136H225V135H224ZM233 136H234V135H233ZM248 136H249V137H248ZM256 136H257V135H256ZM260 136L263 137L264 135H260ZM28 137H29V136H28ZM153 137H154V136H153ZM245 137H244V138H245ZM21 138H22V135H21ZM31 138H32V137H31ZM56 138H57V137H56ZM127 138H129V136H128ZM163 138H165V137H163ZM195 138H196V137H195ZM242 138H243V137H242ZM244 138H243V139H244ZM256 138L259 139L260 143L263 141V140L261 141V138H260L259 136H257ZM22 139H23V138H22ZM27 139H28V138H27ZM32 139H33V138H32ZM59 139H60V138H59ZM62 139H63V138H62ZM170 139H171V138H170ZM176 139H177V137H176ZM184 139H185V138H184ZM232 139H233V137H232ZM235 139H236V138H235ZM237 139H239V138L237 137ZM237 139H236V140H237ZM240 139H241V137H240ZM246 139H245V140H246ZM250 139H247V140H250ZM258 139H256V140H258ZM263 139H264V137H263ZM56 140H57V139H56ZM172 140H173V139H172ZM193 140H194V139H193ZM254 140H255V139H254ZM170 141H171V140H170ZM170 141H169V142H170ZM196 141H197V138H196ZM216 141H217V140H216ZM24 142H25V141H24ZM28 142H29V141H27V143H28ZM32 142H33V141H32ZM253 142H254V141H253ZM257 142H258V141H257ZM11 143H13V141H12ZM18 143H19V142H18ZM22 143H23V142H22ZM22 143H21V144H22ZM30 143H31V142H30ZM33 143H34V142H33ZM242 143H244V142H242ZM71 144H72V143H71ZM176 144H177V143H176ZM246 144H247V141H246ZM246 144H244V145H246ZM261 144H262V143H261ZM25 145H26V144H25ZM28 145H29V144H28ZM35 145L37 146L36 143H35ZM43 145H44V144H43ZM49 145H50V144H49ZM225 145H226V144H225ZM240 145H241V144H240ZM240 145H236V146H239V147H240ZM242 145H243V144H242ZM244 145H243V147H246V146H244ZM248 145H249V143L247 144V146H248ZM257 145H258V143H257ZM30 146H32V143L30 144ZM227 146H228V145H227ZM227 146H226V147H227ZM250 146H251V145H250ZM250 146H249V147H250ZM253 146L255 147V144H253ZM260 146H261V145H260ZM21 147H23V145H22ZM28 147H29V146H28ZM131 147H132V146H131ZM198 147H199V146H198ZM261 147H262V146H261ZM261 147H260V149H258V147H256V148H257L256 150H259L258 152H261V151L264 149V148L262 149ZM33 149H34V148H33ZM108 149H109V148H108ZM108 149H107V150H108ZM203 149H204V148H203ZM227 149H228V148H227ZM240 149H241V148H240ZM245 149H246V148H245ZM251 149H252V147H251ZM261 149H262V150H261ZM24 150H25V148H24ZM30 150H31V149H30ZM123 150H124V149H123ZM260 150H261V151H260ZM36 151H37V150H36ZM44 151H45V150H44ZM77 151H78V150H77ZM207 151H208V150H207ZM241 151H242V150H241ZM245 151L248 152V148H247V150H245ZM253 151H255V150H253ZM30 152H31V151H30ZM204 152H205V151H204ZM232 152H233V151H232ZM238 152H239V151H238ZM37 153H38V151H37ZM37 153H36V154H37ZM45 153H46V151H45ZM248 153H249V152H248ZM205 154H206V153H205ZM207 154H208V153H207ZM233 154H234V153H233ZM259 154H260V153H259ZM262 154H263V153H262ZM262 154L259 155V156H260V157H258L259 160H260V158H262V160H263L264 157H262ZM28 155H29V154H28ZM246 155H247V154H246ZM248 155H252V153H251V154H248ZM30 156H31V155H30ZM114 156H115V155H114ZM252 156H254V155H252ZM252 156H250V157L248 156V157H249L250 159H252ZM255 156H257V155H255ZM255 156H254V157H255ZM242 157H243V156H242ZM248 157H246V158H248ZM59 158H60V157H59ZM78 159H80V158H78ZM253 159H254V158H253ZM262 160H260V161H262ZM220 163H221V162H220ZM259 163H260V162H259ZM262 163H263V161H262ZM250 165H251V164H250ZM225 166H226V165H225ZM243 166H244V165H243ZM255 167H256V166H255ZM40 168H41V167H40ZM245 168H246V167H245ZM247 168H248V167H247ZM262 169H264V168H261V170H262ZM259 171H260V170H259ZM261 172H262V171H261ZM263 172H264V171H263ZM261 174H262V173H261ZM65 176H66V175H65ZM77 176H78V175H77ZM252 177H253V176H252ZM241 178H242V177H241ZM242 179H243V178H242ZM248 179H249V178H248ZM243 180H244V179H243ZM243 180H242V183H243ZM250 180H251V179H250ZM256 180H257V179H256ZM245 181H246V179H245ZM259 181H260V180H259ZM246 182H247V181H246ZM248 182H249V181H248ZM252 182H253V181H252ZM243 184H244V183H243ZM246 186H247V185H246ZM248 186H249V185H248ZM262 186H263V185H262ZM249 188H250V187H249ZM218 204H219V202H218ZM227 206H228V205H227ZM239 207H240V206H239ZM230 209H231V208H230ZM230 211H231V210H230ZM237 211H238V210H237ZM254 211H255V210H254ZM233 212H234V211H233ZM238 212H240V211H238ZM238 212H237V213H238ZM222 213H223V212H222ZM234 213H235V212H234ZM240 213H242V212H240ZM250 213H252V212H250ZM260 213H261V212H260ZM260 213H258V214H260ZM258 214H257V215H258ZM250 215H251V214H250ZM254 215H255V214H254ZM255 216H256V215H255ZM255 216H254V218H255ZM259 216H260V215H259ZM220 217H221V216H220ZM225 217H226V216H225ZM230 217H231V216H230ZM243 218H245V217H243ZM231 219H232V218H231ZM249 220H250V219H249ZM247 221H248V220H247ZM252 221H253V220H252ZM263 222H264V221H263ZM207 246H208V245H207ZM217 249H218V248H217ZM261 255H262V254H261Z\"/></svg>",
    "mask_w": 264,
    "mask_h": 264
}]
</instances>
